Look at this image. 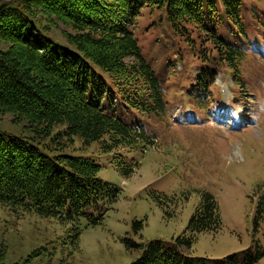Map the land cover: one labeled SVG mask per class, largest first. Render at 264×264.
<instances>
[{"label":"trees","instance_id":"trees-1","mask_svg":"<svg viewBox=\"0 0 264 264\" xmlns=\"http://www.w3.org/2000/svg\"><path fill=\"white\" fill-rule=\"evenodd\" d=\"M148 6L161 10L176 32L195 33L194 39L186 37L188 41L203 45L196 53L200 63L192 90L196 105L203 104L205 97L212 101L222 65L231 70L239 96L252 92L244 79L250 55L241 44L250 37L242 0L0 2V42L4 44L0 46V115L19 129L14 132L0 126V205L70 225L67 233L75 247L84 226L103 224L121 190L99 177L102 166L96 158L73 153L76 136L83 146L99 142L104 153L120 147L144 151L154 144L153 133L144 125L136 128L117 109L149 118L167 114L163 81L133 29ZM223 23L235 28L239 37H225L219 28ZM114 154L113 163L125 177L141 166L135 157ZM199 193V203L181 235L143 244L125 240L142 247L129 264H251L264 253L262 248L251 257L252 245L242 251L249 258L244 263L239 260L242 252L222 258L187 253L198 234L218 232L223 225L216 195L208 190ZM158 197L168 213L175 197L167 193ZM262 223L264 190L256 202L255 231Z\"/></svg>","mask_w":264,"mask_h":264},{"label":"rangeland","instance_id":"rangeland-1","mask_svg":"<svg viewBox=\"0 0 264 264\" xmlns=\"http://www.w3.org/2000/svg\"><path fill=\"white\" fill-rule=\"evenodd\" d=\"M7 1L16 0H0ZM242 17L249 43L256 41L261 47L260 52L249 54L250 68L244 75L252 92L239 96L231 70L222 65L217 70L212 101L205 97L203 104L195 105V96L189 94L196 88L192 84L200 68L196 53L203 45L187 40L194 39L195 33L183 35L171 28L161 10L151 6L142 10L133 29L145 57L163 81L167 114L149 118L124 108H118L117 114L146 123L157 137L155 143L144 151L128 152L120 147L104 153L99 142L83 146L76 136L73 153L96 158L102 166L99 177L121 188L103 224L84 226L75 247L67 233L70 225L0 205V262L129 264L141 254L142 247L125 240L143 244L153 239L171 241L181 235L199 203L201 190L216 195L223 225L218 232L198 234L186 252L222 258L252 245L255 252L251 257L262 251L264 223L255 231L253 217L264 190V0H242ZM219 28L225 37H239L235 28L225 23ZM0 46L4 44L0 42ZM228 88L235 90V99ZM9 122V117L0 115V126L17 132L19 129ZM116 152L137 158L141 162L138 171L125 177L113 163ZM162 193L175 197L168 213L159 205ZM247 255L240 253V262L244 263ZM251 264H264V253Z\"/></svg>","mask_w":264,"mask_h":264}]
</instances>
